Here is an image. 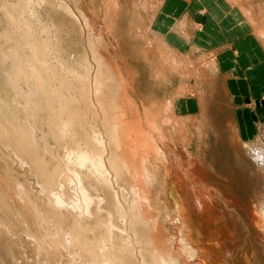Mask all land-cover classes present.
Segmentation results:
<instances>
[{"label": "rangeland", "instance_id": "374dc122", "mask_svg": "<svg viewBox=\"0 0 264 264\" xmlns=\"http://www.w3.org/2000/svg\"><path fill=\"white\" fill-rule=\"evenodd\" d=\"M21 1L23 2V0H0V132L4 131L0 133V188H2L0 190L3 191L0 195L4 198L0 197V203L3 201L5 204V206L1 204L0 209L3 210L2 207H5L4 211L7 210L5 213L11 210L9 212L11 216L0 210V221L7 222L4 225L0 224V248L2 249H0V264H42L45 261L48 262L44 264H50V262L51 264H70L73 260L75 262L71 264L80 262V264H85L84 262L87 264L88 256H85L84 251L85 255H83L86 259L79 253V258L77 256L73 259L72 252L75 251L73 250L75 246L66 241L70 236L68 228L73 226V219L58 218L57 214L52 213L54 209L48 205V199H46L48 194L42 188V186L46 187L44 183L54 176L52 172L55 168H62V171L57 172L59 176L67 174L69 178H73V173L67 171L61 163L66 156V151L63 147L56 148L54 139L51 137L52 125H49L47 121L48 115L52 116L55 112H59V103L54 91L58 87L61 92H65L66 96L77 98L73 102V109L79 110L82 127L88 132H92V126H98L102 137L108 141L103 122L109 121L113 126L116 125L121 135L128 132L131 127L140 124L149 136L156 137L166 159H156L153 164L149 163L147 170L140 168L142 171L139 169L138 177L143 180L144 169L149 177L144 175L142 183H147L146 188L150 190V198L153 199L158 194L157 202L164 205L166 209L172 210V220L162 218L155 200L151 201L155 203L152 211L158 219V226L164 238L166 236L177 238L173 235L179 229L178 231H181V234L198 250L196 260L185 258L187 264H197L198 261L203 264H264V212L260 211L262 204L264 208V158L261 165L252 156V150L255 149L262 150L264 156V120L260 123L255 117L257 111L250 107L247 109L248 107L242 103L240 105L232 103L224 78L216 70L212 60L204 59L200 54L193 56L180 54L171 48L163 36L155 30L153 22L163 0H65L78 16L85 15L90 19L91 23L88 25L83 19L80 18V22L62 11L55 5L58 0H49L52 3L39 1V4H36L37 8L35 7L38 13L32 16L22 9ZM228 2L240 6L248 14L247 16H250L249 18L260 30L264 44V0H227ZM24 23L27 25L25 26ZM43 37L53 41L52 47L58 50L48 53L52 64H58L56 61L58 57V60L66 61V65H64L65 68L58 65L56 78L51 76L47 79L45 75L43 84H40L35 82L34 70L32 75L30 73L32 68H35L36 72L46 68V65L40 62L39 56V59L34 56L36 54L34 46L36 42L39 46V40ZM169 53L173 56L171 57ZM88 64L94 71L104 64L102 67L110 71L107 81L115 83L113 87L118 89L115 96L111 93L103 95L101 101L104 104V111L99 115H97L98 105L94 102V95L91 97L84 94L87 87V81L84 80ZM50 66L49 64L48 67ZM43 74L46 73L43 72ZM80 80L84 83L82 84ZM118 82L122 83L120 86H124L121 87L122 91L121 88L119 89ZM32 93L36 95L33 96ZM176 98L181 100V115H176L175 110L170 109L171 106L174 108ZM262 108H264V101ZM247 116H249L248 119ZM149 119L153 121L148 123ZM74 121L79 122L78 116ZM175 121H177L176 124ZM2 122H5V125L7 123L8 126L3 125ZM151 122H154V125ZM241 123L249 126L242 128L244 136L241 133ZM177 124H180L181 128L179 125L175 127ZM2 125L7 127L8 131L12 129L13 133L14 130L20 132L33 144L40 160L39 167L30 161L26 151L22 150L18 144H13L12 135L9 132L5 133L7 129L2 128ZM152 127H155L154 130ZM132 135L127 140L126 137L124 138L126 144H132L130 138ZM12 145L15 146L12 147ZM17 152H20L21 156ZM41 176H44L43 180ZM20 185L22 189L18 188ZM72 186H74L73 180ZM113 186L121 195V187L118 184ZM68 188L66 192L68 195L63 194L62 199L66 202L69 199L68 196L72 197L73 194V191L70 192V187ZM11 204L14 206L12 207ZM26 210L31 213H25ZM16 214L19 216L16 217ZM58 219L63 221L61 220V225H58L59 228L56 229ZM12 224L15 227H12ZM3 227L8 229L4 230ZM10 228L23 233L21 232L19 236V232L14 231V233ZM23 228H28L26 233L33 235V238L29 235L27 244L24 239L28 234L24 235ZM59 229L62 230L61 233ZM6 230L8 235L14 234V237L22 241V245H25L22 248L26 247L28 250L32 246L29 244L30 239L32 244L35 236L40 234L34 241L39 240L38 244L45 245L41 244L38 247L37 242L36 244L34 242L36 247H32L42 251L40 248L43 246V253L39 251L38 257V250L34 249L33 253V249L28 251L23 248L25 259H17L14 252L10 250L13 245L6 244L10 240L4 242L9 237ZM34 232L37 233L34 235ZM41 233L46 234L44 236ZM52 233L63 237L58 238V235ZM65 233L69 236L63 235ZM92 235H94L93 232L86 233L85 240L93 239ZM60 241L67 243L64 242L62 245ZM51 242L54 243L55 248H52ZM66 244L70 245L66 247ZM5 245L7 248L4 247ZM45 246L49 249L47 250ZM46 250L51 254L45 252ZM41 254H45V258ZM46 255L50 257L47 258ZM14 257L16 263L12 260ZM38 258L44 259L40 262ZM23 259L27 262L23 263Z\"/></svg>", "mask_w": 264, "mask_h": 264}, {"label": "bare ground", "instance_id": "6f19581e", "mask_svg": "<svg viewBox=\"0 0 264 264\" xmlns=\"http://www.w3.org/2000/svg\"><path fill=\"white\" fill-rule=\"evenodd\" d=\"M39 1L42 3L44 1H47V3H52L49 0H23V2L21 1L23 4L22 9H24L25 12L28 11L30 14L29 16L35 15L38 13V11L36 10V8H37L36 4H39ZM113 3H114V1H113ZM55 5L60 7V9L62 11H64L69 16L77 19L78 21H80V18H81L85 21L84 22L82 20V22L86 23L87 25L91 23L90 19L87 18L85 15H83L81 17L78 16L77 12L74 11V9L71 7V5L67 1L58 0ZM17 8H18V6H17ZM108 10H109V8H108ZM20 15H21V13H20ZM248 17H250V16H248ZM22 19H24V18H22ZM26 20H28V18ZM24 22H25V20H24ZM24 25H25V23H24ZM83 25H85V24H83ZM42 34H44V32ZM87 34H88V32H87ZM90 35L92 36L94 34H90ZM46 37H49V36H46ZM95 37L96 36L94 35V38ZM52 42L49 41L47 38L43 37L39 40V46L37 45V42H36V46H34L35 53H36L34 55L35 58L36 59L40 58V62L42 63V65H46L45 66L46 68L41 69V67H40L41 70H39L37 72L35 71V68L31 69V72H32V70H34V73H35L34 76L36 79V81H35L36 83L43 84V80H45V75H46L47 79H49L51 76L53 78H56V71H57L58 65L60 67L61 66L64 67V65H66V63H65L66 61L63 62V60L62 61L58 60V57L56 58L57 59L56 61H58L57 65L52 64V62L50 60L51 58L50 59L48 58V53H50V52L52 53V51L55 52V49H56V51H58L57 48L54 49L52 47V44H51ZM92 43H94V42H92ZM30 44H32V42ZM94 44L96 45V43H94ZM97 45H98V43H97ZM96 46H94V47H96ZM90 47H91V45H90ZM32 48H33V46H32ZM32 48H30V50H32ZM34 48H33V50H34ZM91 51H92V47H91ZM93 51L95 53V50H93ZM58 54H59V52H58ZM38 56H39V58H38ZM95 56L97 57L99 55H95ZM170 56H171V54H170ZM50 57H52V55ZM96 57H95V59L97 60ZM106 57H107V55H106ZM36 61H38V60H36ZM101 61H102V58H101ZM40 62H39V64H40ZM102 62L104 63V61H102ZM177 62H179V60ZM55 63H57V62H55ZM49 64L51 65L50 67H48ZM97 64H99V63L97 62ZM105 64L107 65V63H105ZM33 66H35V65H33ZM88 66L89 67L87 68V73L85 72L87 75H86V79L84 81H87V83H86L87 87H86V91H84V94L86 93L85 95L91 96V97L94 95V97H95L94 102H96L98 105L97 115H99L100 112L104 111V104L101 101V98L103 97V95L106 93L107 94L111 93L115 96L117 94L115 92L118 89H115V87H113V85L115 83L112 84V83L107 81V76H110V71L107 68L102 67V66H104V64L102 66H98L95 71L93 70L91 65L88 64ZM31 67H29V68H31ZM42 70H44L43 72H45L46 74H43V72H41ZM65 71H63V72H65ZM17 73H18V71H17ZM61 73H62V71H61ZM32 74H33V72L30 73V75H32ZM19 75H21V74H19ZM67 75H69V74H67ZM70 76H69V78H70ZM81 79H84V78L81 77ZM77 80H78V78H77ZM84 81H83V83H84ZM64 82H66V81H64ZM64 82H60V84L64 83ZM81 83H82V81H81ZM120 83L118 82L119 89L122 87V86H120ZM67 85L69 87V83H67ZM63 86H66V85H63ZM81 87L84 88V86H81ZM55 88L56 87H54V89ZM122 88H121V91H122ZM68 89H70V88H68ZM37 90L38 89H36V91ZM51 90H53V89H51ZM65 90H66V88H65ZM43 91H44V89H43ZM54 91H56L55 93L57 96L55 94L54 95L58 99V103H59V105H58L59 108L57 107L59 112H57V113L55 112L54 114H52V116L48 115L49 117L47 118V121H48L49 125H52V127H51L52 128V131H51L52 136L51 137L54 139L56 148L58 149L59 147H63L64 150L66 151L65 152L66 156L63 159V161H61L60 159L59 160L61 161L62 165H64L67 168V171L73 173V178H69L67 176V174L62 175L61 173H60L61 176H59L57 174V172L62 171V168L61 167H59L58 169L55 168L52 172V173H54V176L52 178H49L48 181L44 183L46 185V187L42 186V188L45 189L46 193L48 194V198H46L47 196L46 197L44 196V197L46 199H48L47 200L48 205L52 209H54L52 213L57 214L56 216H58V218L64 217L66 219V217H68V218L71 217L73 219V226L70 227V229L68 228L70 236L67 233L63 234V235L67 234L66 236L67 237L69 236V237L67 238L66 241L67 242L69 241V243H72V246H75L73 248V250H75V251L72 252L73 259L77 256L79 258L78 253L82 257H84V255H85L84 253H86L85 256H88L87 257L88 260L86 259V257H84V258L86 259L87 264H187L185 258L196 260L198 250L181 234V231H178L179 229L178 230L176 229L177 231H175V234L173 235L174 237L176 236L177 238H171L169 236L168 237L166 236L164 238V235L162 234L161 229L158 226V224H159L158 219L153 214V211H152L154 209L153 206L155 203L153 204L151 201L153 199L155 200L156 206L159 209L160 215L162 216V218H165L167 220H172V218H173V213H171L172 210L166 209V207H164V205L157 202L158 194L155 198H153V199L150 198L151 193H150V190H148L146 188L147 183L146 184L142 183L144 180V177H145L144 175H146V177H149L148 173H146V171L144 169H143V172L145 174L143 175V180L141 179L142 180L141 181L138 177V174H139L138 171L140 168L142 169V167H143L146 169L147 165H149V163L153 164L156 159H166L164 152L161 150L160 145H158V140H156V137L149 136L145 132V129L144 128L142 129L140 127V124H138L139 126H133L134 128L131 127V129H129L128 132H125L124 135H121L119 133L120 131L115 127L116 125L113 126L109 121H106V122H103V126L105 127L106 134L108 135L107 137L109 138L108 141H106L102 137L100 128L98 126H92V130H91L92 132H88L86 129H84L82 127L80 112L76 108H75L76 110L73 109V107H74L73 102L77 99L76 97L73 96V98H72L70 96H66L64 91L61 92L59 90V87H58V89H55ZM69 92H70V90H69ZM119 94H120V92H119ZM32 95H33V93H32ZM32 95H30L31 98H33ZM34 95H36V94H34ZM85 95H83V96H85ZM123 97H124V95H123ZM51 98H53V96H51ZM79 98H81V97H79ZM52 100H51V103H52ZM123 100H124V98H123ZM179 100L180 99L176 98V100H174V104H173L174 108L172 106L170 107V109L175 110L176 115H179L181 112L180 109H182L181 100L180 101ZM30 102H31V100H30ZM128 102H130V100ZM87 103H88V101H87ZM30 105H32V104H30ZM69 107H71V108H69ZM34 108H33V113L35 111ZM99 109L101 111H99ZM47 114H49V113L47 112ZM50 116H51V118H50ZM77 116L79 118L78 123L74 121V119ZM53 117H54V119H53ZM177 117L179 118V116H177ZM152 119H149V121H147V122L149 123L150 121H153ZM171 122H172V120H171ZM176 122L177 121H175V124H176ZM4 123H3V125H5ZM153 123L151 122V124H153ZM178 125L180 127V124L175 125V127L176 126L178 127ZM5 126H8L7 123ZM117 127H118V125H117ZM0 128H1V126H0ZM2 128L7 129V132H5V133L8 134V132H9V134L12 135L11 138L13 139V141H12L13 144L14 143L18 144V146L20 148H22V150L26 151L28 156L30 157V161L34 165L39 167L40 160L38 159V154L36 152L35 147H33V144L30 141H28L20 132H17L16 130H14V133H13L12 129H11L12 131L11 130L8 131L7 127L3 126ZM152 128L154 130L155 127H152ZM125 130H127V129H125ZM179 130H181V129H179ZM1 132H4V131L1 130ZM156 133H157V131H156ZM131 134H133L130 137L132 144H126L124 142V138L126 137V140H127ZM3 136H6V135H3ZM161 136H162V134H161ZM2 138H4V137H2ZM14 146L12 145V147H14ZM47 147H49V146H47ZM50 147H51V145H50ZM53 149H54V147H53ZM16 151H18V150L16 149ZM138 151L140 154L138 153ZM252 152H253L252 156H253L254 160L256 162H258V164L260 163L262 165V158H264V156L262 155V150L255 149V150H252ZM17 153L21 156L20 152H17ZM51 153H53L52 150H51ZM143 172H141V173H143ZM140 175H142V174H140ZM41 179L43 180L44 176H41ZM154 179H152V180H154ZM72 180L74 181V186H72ZM145 180H147V179H145ZM15 182H16V178H15ZM161 182L163 183V180ZM162 183H160V184L162 185ZM115 184H118V186L121 187V190H122L121 195H119L117 190L114 189L113 185H115ZM17 185H18V183H17ZM15 187H16V185H15ZM68 187H70V192L73 191L72 192L73 194H72V197L68 196L69 199H67V202H66L65 200H62V199L64 197L63 194L68 192V190H67V189H69ZM18 188L22 189V186L20 185V187H18ZM0 189H2V188H0ZM1 191L2 190H0V192ZM16 194H18V193H16ZM69 194H71V193H69ZM41 195H43V194H41ZM17 196H19V195H17ZM0 197H1V195H0ZM3 197H5V196H3ZM1 199H4V198L1 197ZM18 199H19V197H18ZM21 200L23 201V198ZM1 204H3V206H5L3 201H2V203H0V206H1ZM14 205L11 204L12 207ZM24 205H25V203H24ZM21 207H18V208H21ZM2 208H3V210H1V209L0 210L3 213H5L7 210L4 211L5 207H2ZM71 209H73V210H71ZM13 210H15V209H13ZM27 210L25 213L29 212V211L27 212ZM74 211H75V213H73ZM260 211L264 212L263 204H262V208ZM9 212H7V213H9ZM7 213H5V214H7ZM19 213H21V212H19ZM29 213H31V212H29ZM65 213H67V214H65ZM9 214H7V215H9ZM13 214H15V213L13 212ZM10 216H11V214H10ZM18 216L19 215H17L16 217H18ZM29 217H31V216H29ZM162 218H161V220H162ZM7 220H8V218H7ZM7 220H5V221H7ZM10 220H12V219L10 218ZM20 220H21V218H20ZM61 220L62 219L57 220L58 224H56L57 226H55V227H57L56 229L59 228L58 225H61V223L63 221V220L62 221ZM18 221H19V219H18ZM3 222L4 221H2L0 224H3V225L7 224V222L6 223H3ZM8 222H10V221H8ZM24 222H26V221L24 220ZM16 223H17V221L15 222V224ZM3 225H1V226H3ZM13 226H14V224H12V227ZM19 226L20 225H18V227ZM18 227H17V229H18ZM3 229H4V227H3ZM3 229H1V230L3 232H5L4 230L8 229V228L5 227V229L4 230ZM11 229L12 228H10V230ZM20 229L22 230V226ZM20 229H18V230H20ZM23 229L25 232L24 235L28 234V235H25V236H27V238L24 239L25 242H26V240H28L29 235L32 236L31 238H33V235L26 233V231H27L26 229H28V228H23ZM12 231L14 232L17 230L12 229ZM12 231H10V232L12 233ZM45 231H47V230H45ZM17 232H19V231H17ZM21 232L23 233V231H21ZM21 232H19V236H20ZM52 232H53V230H52ZM59 232L61 233L62 230L60 231V229H59ZM90 232L94 233V235H92L94 238L92 239L91 238L92 236H89L91 238V240L86 241L85 237H87V236H85V235H86V233L90 234ZM36 233L34 232V235ZM6 234H7V236L10 237V239L8 237V239L6 240L3 237L5 239L4 242H7L8 240H10V242H7L6 244L10 243V245L11 244L13 245V246H11L13 249L10 248L9 245H8V247L10 248V250H12L14 252V255L17 257V259L19 258V260H21V258L26 257L24 252H23V248L25 250L26 247L22 248V246L24 245V244L22 245V241H19L16 237H14L13 236L14 234L8 235L7 230H6ZM42 234L45 236L46 233H41V235ZM95 234H96V236H95ZM3 235H4V233H3ZM37 235H40V234H37ZM37 235L35 236V238L37 237ZM53 235H52V237L50 236L52 239H53ZM55 235L57 236L58 234H55ZM62 237L60 236V234L58 235V238H62ZM35 238H34V240H35ZM36 239H38V238H36ZM30 240L32 242V239H30ZM34 240H33V243L35 242ZM64 240H65V238H64ZM37 241H39V240H37ZM51 241H53V240H51ZM66 241H64V242H66ZM31 242H29L30 246L32 245L33 247H36V245H35L36 242H35V244H33V243L31 244ZM39 242H37L38 247H39V245L41 246V244L45 245L44 243L38 244ZM60 242H57V243H60ZM64 242H61L60 244H62ZM27 243L28 242H26V244ZM53 245H54V243H52V248H55V245H54V247H53ZM68 245H70V244H68ZM68 245L66 244V247H68ZM30 246H28V247H30ZM4 247H6V245ZM31 247L29 250H28V248H26V250L30 251L31 249H33L32 252L35 251L34 249H36V248H33V247L31 248ZM45 247L47 248V246H45ZM45 247H44V249H45ZM64 247L65 246H63V248ZM40 249H42V251L38 250V249H36V251L38 250L37 252L41 251L43 253V246ZM48 249L49 248H47V250ZM47 250L45 252H49ZM61 251H63V250H61ZM83 251H84V253H83ZM68 252H69V250H68ZM29 253H31V252H29ZM35 254L37 255V253H35ZM39 254H40V252L38 253V257H39ZM48 254L50 255L51 253L49 252ZM3 255H5V253ZM14 255L12 254L11 256L13 257ZM43 255L45 258V254H43ZM43 255H42V257H43ZM35 256L33 255V257H35ZM46 257L48 258L50 256L46 255ZM44 258H42V259H44ZM24 259H23V261H24L23 263H26L27 261L25 262ZM35 259H37V258H35ZM38 259H40L39 261L41 262L42 259L41 258H38ZM9 260H10V258H9ZM12 260L15 261V257ZM19 260H17V261H19ZM77 260H79V259H77ZM30 261L33 262V260H30ZM45 262H48V261H45ZM45 262H43L42 264H44ZM67 262H68V259H67ZM72 262H75V261L73 260ZM15 263H16V261H15ZM80 263H78V264H80ZM84 263L86 264V262H84ZM50 264H51V262H50ZM63 264H65V263H63ZM73 264H75V263H73ZM197 264H203V263L201 261H198Z\"/></svg>", "mask_w": 264, "mask_h": 264}, {"label": "crops", "instance_id": "0c3cea01", "mask_svg": "<svg viewBox=\"0 0 264 264\" xmlns=\"http://www.w3.org/2000/svg\"><path fill=\"white\" fill-rule=\"evenodd\" d=\"M228 3L227 0H163L153 27L180 54H200L212 60L224 78L232 103H242L247 109L257 111L255 117L262 123V35L243 8ZM243 127L249 126L241 123L244 136Z\"/></svg>", "mask_w": 264, "mask_h": 264}]
</instances>
